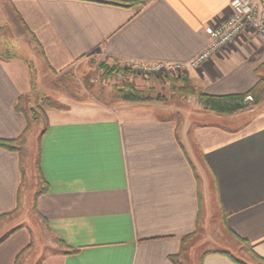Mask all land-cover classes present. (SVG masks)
<instances>
[{"label": "crops", "instance_id": "0c3cea01", "mask_svg": "<svg viewBox=\"0 0 264 264\" xmlns=\"http://www.w3.org/2000/svg\"><path fill=\"white\" fill-rule=\"evenodd\" d=\"M231 1L0 0V38L20 41L24 53L0 54V142L18 149L0 147V242L9 235L0 264H251L228 250L195 257L187 248L186 237L207 233L211 208L264 264V102L234 115L198 103L174 118L153 102L111 110L64 100L44 109L45 129L27 144L24 103L39 94L44 67L188 63ZM263 63L264 37L248 33L188 77L209 95L244 94ZM36 180L35 232L20 214ZM43 232L56 252L41 259Z\"/></svg>", "mask_w": 264, "mask_h": 264}, {"label": "rangeland", "instance_id": "374dc122", "mask_svg": "<svg viewBox=\"0 0 264 264\" xmlns=\"http://www.w3.org/2000/svg\"><path fill=\"white\" fill-rule=\"evenodd\" d=\"M4 36V40L0 38V54L4 56H24V53H22L23 50H21L18 45L20 41L11 40L7 34H4ZM38 59V57H35V54H31L29 57V61L34 60L35 63ZM120 63L108 65L103 62L98 64H96L95 61L88 62L56 74L50 73L47 71L46 67H44L43 72L37 74L38 77L40 76L38 79L40 83L39 94L37 93L33 96L30 104L24 103V107L29 113L30 120L36 122V124H33L31 127L33 130L29 135L27 144L30 143V145L35 146L37 138L44 131L47 124L46 120H44L45 108L59 107L64 100H75L81 103H88L90 108L96 104L100 106L103 105L107 107L106 109L113 110L122 102L120 95L122 92L127 91L128 86H132L134 90L139 91L143 97L152 99L151 101L142 103L153 102L157 105H163L164 108H162V110L172 113L174 118H176L177 112H179L180 114L178 115L182 117L183 110H187L190 113L195 112L198 108V103L202 107V104L197 102V98L186 90L187 87H194L190 80H188V83L185 81L190 70L171 73L161 71L153 74H142L124 70ZM103 65L111 69L116 68L115 74L107 76L104 72L105 68ZM121 68L123 72L120 71L122 70ZM250 118L251 116H246L240 120H236V123L246 122ZM235 126H238V124H235ZM28 154L29 152L26 153V156H28ZM36 174H38V171ZM39 179L41 181L40 177ZM40 181L36 180L30 185L29 192L31 197L25 201L22 209L23 211H21L22 213L20 214L25 223L28 224V227L35 232L37 229L36 223L39 220L33 214V197L34 193L39 191ZM41 184L43 186L42 182ZM214 210L211 208L209 211L210 215L207 233L203 230V232L199 231L186 242L187 248L195 251V257L205 250H228L234 253L238 258L245 259L251 264H260L252 257L248 249L243 247L227 233L218 210ZM51 236L52 235L46 232L42 233V242L45 241L39 248L42 252L41 259L48 254L51 255L53 252H56L53 250L52 243H50L49 246L46 244L47 242H52ZM38 256L37 253L35 259L39 258Z\"/></svg>", "mask_w": 264, "mask_h": 264}, {"label": "built area", "instance_id": "2783aa9c", "mask_svg": "<svg viewBox=\"0 0 264 264\" xmlns=\"http://www.w3.org/2000/svg\"><path fill=\"white\" fill-rule=\"evenodd\" d=\"M230 10L228 17L216 20L206 28L210 39L208 46L188 63L123 61L121 67L142 74L195 70L248 33L264 37V0H232ZM123 69L120 71L123 72Z\"/></svg>", "mask_w": 264, "mask_h": 264}, {"label": "trees", "instance_id": "16d2710c", "mask_svg": "<svg viewBox=\"0 0 264 264\" xmlns=\"http://www.w3.org/2000/svg\"><path fill=\"white\" fill-rule=\"evenodd\" d=\"M143 2V1H139ZM133 5V4H129ZM121 6H128V4H121ZM104 66V65H103ZM105 74L107 76H111L112 74H115L116 68H110L105 67ZM264 63L257 68L256 74L259 77V80L255 87L251 89L250 91L244 93V94H229V95H209L202 91H199L194 87L190 86L187 87L186 90H188V93L195 96L197 100L202 104L205 110L211 111L216 114L220 115H234L239 112H242L244 110L250 109L251 107L259 106L264 102ZM263 75V76H262ZM189 77L185 79L186 83H188ZM191 82V81H190ZM251 98L250 101H248V98ZM120 99L126 102H147L151 101L152 99L149 97H143L142 94L139 93V91L134 90L132 86L127 87V91H124L120 95ZM36 122H32L30 119L28 120V131L29 127L31 128L33 124ZM16 141H4L0 142V147L11 150V151H18V149L15 147ZM9 237L6 236L4 239L1 240L0 244L5 241ZM191 237H186L184 240H188ZM248 247V245H247ZM249 252L253 255L254 253L252 250L248 247ZM184 252V250H183ZM227 256H229L231 259L235 261V259L228 253H224ZM19 261V259H18ZM17 264V262H16Z\"/></svg>", "mask_w": 264, "mask_h": 264}]
</instances>
